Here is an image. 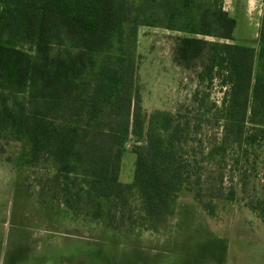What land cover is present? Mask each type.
<instances>
[{"label": "trees", "instance_id": "obj_1", "mask_svg": "<svg viewBox=\"0 0 264 264\" xmlns=\"http://www.w3.org/2000/svg\"><path fill=\"white\" fill-rule=\"evenodd\" d=\"M0 3V156L22 164L3 142L21 143L27 164L49 154L57 172L45 188L54 181L75 214L103 199L127 206L137 197L141 223L155 230L173 217L183 191L215 213L203 194L205 163L223 157L228 146L241 147L247 122L264 126V15L254 47L235 43L236 19L224 0ZM141 26L185 33L177 39L178 61L197 68L201 84L218 82L220 103L198 90L192 115L148 112L132 58ZM130 135L137 158L126 183L120 172ZM234 198L233 191L226 195ZM249 207L264 221L263 201ZM125 217L110 220L122 228Z\"/></svg>", "mask_w": 264, "mask_h": 264}, {"label": "rangeland", "instance_id": "obj_2", "mask_svg": "<svg viewBox=\"0 0 264 264\" xmlns=\"http://www.w3.org/2000/svg\"><path fill=\"white\" fill-rule=\"evenodd\" d=\"M263 7L261 13L247 0H235L231 11L236 19L235 43L258 47ZM180 35L185 33L160 27L139 28L132 58L141 102L148 112L160 108L192 115L193 98L198 90L207 91L210 99L218 103L221 101L223 92L218 82L212 86L201 84L197 68L178 61L176 45ZM245 132L247 140L241 147L228 146L223 157L208 161L203 168V194L215 205V213L206 210L193 192L183 191L176 199L173 217L158 224L155 230H147L141 223L142 203L137 197L127 206L103 199L101 204L89 203L80 209L83 212L75 214L66 207L60 191L55 190L54 181L50 183L53 188H45L44 181L57 172L53 158L44 153L38 164H27L21 143L3 142L7 155L22 163L20 166L10 161L14 170L18 168L27 188L37 191L36 199L26 194L21 182L13 184L20 223L22 226L31 223L36 228L37 249L46 259L45 263L44 259L31 256L29 262L264 264V221L249 207L252 202H264V126L247 122ZM211 133L220 136L223 131L212 128ZM136 139L130 135L126 141L122 182H132L134 178L137 156L131 148ZM0 176L10 178L16 174L9 164H2ZM232 191L235 198L226 199ZM97 212L100 216H96ZM121 214L126 216L128 225L118 228L112 225L110 216ZM4 222L10 223L9 218ZM31 251L25 249L21 260Z\"/></svg>", "mask_w": 264, "mask_h": 264}, {"label": "crops", "instance_id": "obj_3", "mask_svg": "<svg viewBox=\"0 0 264 264\" xmlns=\"http://www.w3.org/2000/svg\"><path fill=\"white\" fill-rule=\"evenodd\" d=\"M240 1L241 0H238V2ZM234 2L235 0H224V7L230 14L232 9L234 8ZM247 2L253 7H258V10L262 13V6L264 5L263 0H247ZM2 164H9L12 170L15 172L16 177L13 176L10 178H5L0 176V264H31L29 262L31 256L34 258L37 257L36 259L40 260L44 259L43 261H45L46 259L43 256H40L41 252H38L37 249L38 234L36 228L33 227L31 223L29 226H22L20 223L19 211L14 206L17 200V195L14 192L13 184L21 182V184L25 188L26 194L36 199L37 191L36 189L32 190L30 187L27 188L25 185V181L21 178V175H19L18 168L16 167V169L14 170L15 165L12 164L10 160H7L3 156H0V165ZM7 218H9L10 223L5 224L4 221ZM20 244L22 245V247L20 246ZM23 245H26L25 249H28V252L29 249H33V251H31V254L29 253L28 257L25 258L24 261L21 260L22 257H24L25 250L23 249ZM33 262L35 264L36 260Z\"/></svg>", "mask_w": 264, "mask_h": 264}]
</instances>
